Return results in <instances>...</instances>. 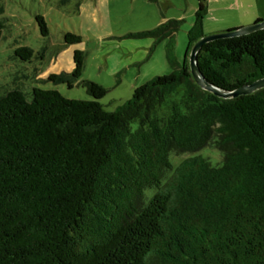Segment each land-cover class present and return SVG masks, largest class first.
<instances>
[{
  "label": "trees",
  "instance_id": "16d2710c",
  "mask_svg": "<svg viewBox=\"0 0 264 264\" xmlns=\"http://www.w3.org/2000/svg\"><path fill=\"white\" fill-rule=\"evenodd\" d=\"M206 12L198 0L179 64L170 43L183 19L130 33L168 38L172 69L114 110L93 80H82L91 99L39 86L0 95V264H264V87L224 98L194 82L188 52ZM2 29L0 20V38ZM13 54L28 60L32 49ZM196 57L207 81L232 91L264 76V28L203 43ZM72 61L43 80L72 87L81 49ZM206 146L216 164L200 154L170 160Z\"/></svg>",
  "mask_w": 264,
  "mask_h": 264
},
{
  "label": "rangeland",
  "instance_id": "374dc122",
  "mask_svg": "<svg viewBox=\"0 0 264 264\" xmlns=\"http://www.w3.org/2000/svg\"><path fill=\"white\" fill-rule=\"evenodd\" d=\"M182 1L172 0L168 5L165 0H0V20L3 21L0 95L15 86L25 93L32 86H39L55 88L67 98L91 99L82 80H93L107 87L99 102L105 109L114 110L130 98L136 86L171 71L167 59L168 38L153 43L151 37L131 36L130 33L151 30L168 19H180L169 16L183 12ZM188 1L190 9L185 14L186 21L191 18L193 6L196 7V0ZM37 14L43 17L48 28L45 36L35 20ZM213 23V17L206 14L203 35L217 33L212 31ZM186 26L183 20L170 43L171 56L177 64L185 55ZM65 32L79 35L81 41L64 45ZM17 46L32 49L28 60L13 54ZM74 49L83 51L84 64L81 76L72 87L36 78L38 68H45L47 64L50 69L57 70L59 65L64 68L69 65ZM43 72L46 75L48 70ZM194 154L207 157L212 164L221 158L216 148L206 146L195 153L172 152L170 160L176 165Z\"/></svg>",
  "mask_w": 264,
  "mask_h": 264
},
{
  "label": "crops",
  "instance_id": "0c3cea01",
  "mask_svg": "<svg viewBox=\"0 0 264 264\" xmlns=\"http://www.w3.org/2000/svg\"><path fill=\"white\" fill-rule=\"evenodd\" d=\"M168 5L172 4L170 2L172 0H165ZM197 1L196 0V7L193 6L191 10V18L189 21H186V13L188 9H190V3L188 0H183L181 5L184 10L179 15L171 14L169 17L175 18H183L184 23L186 26V33L188 29L192 26L194 20V12L197 8ZM207 6L206 14H210V17H213V30L215 32L225 31L228 29H234L237 27H241L244 25L251 24L255 21L264 19V0H205ZM205 14V15H206ZM228 15V16H227ZM190 16V15H189ZM202 32H203V24H202ZM153 43L154 40L149 38ZM150 41V42H151ZM55 58L51 57L48 60V63L51 59ZM184 58V57H183ZM183 60V59H182ZM58 61V60H57ZM69 65L65 68L58 66L60 69H50L48 64L45 68H38V75H36L37 79H43L49 73H58L60 71H71L73 68V61H69ZM47 71L46 75H43V71ZM44 76V77H43Z\"/></svg>",
  "mask_w": 264,
  "mask_h": 264
},
{
  "label": "water",
  "instance_id": "95a60500",
  "mask_svg": "<svg viewBox=\"0 0 264 264\" xmlns=\"http://www.w3.org/2000/svg\"><path fill=\"white\" fill-rule=\"evenodd\" d=\"M262 28H264V19L258 20L251 24L237 27L234 29H228L225 31H220L217 33H212V34H205L199 37L196 41L192 43L190 50L188 52V58H187L189 71H190V74L194 82L201 88L207 91H210L217 96L224 97V98L236 97L239 95L249 94L255 90L263 88L264 87V76L258 79H255L254 81L248 84L241 85L232 91L222 90L214 86L213 84H211L209 81H207L203 77L202 73L199 71V68L197 66V57H196V54L203 43H206L208 41H211L217 38L233 37V36H238L242 34H247V33L262 29Z\"/></svg>",
  "mask_w": 264,
  "mask_h": 264
}]
</instances>
